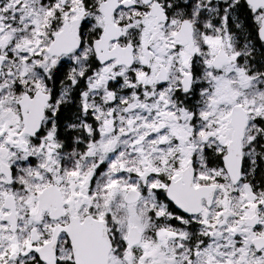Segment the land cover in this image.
<instances>
[{"label": "snow or ice", "instance_id": "1", "mask_svg": "<svg viewBox=\"0 0 264 264\" xmlns=\"http://www.w3.org/2000/svg\"><path fill=\"white\" fill-rule=\"evenodd\" d=\"M0 264H264V0H0Z\"/></svg>", "mask_w": 264, "mask_h": 264}]
</instances>
